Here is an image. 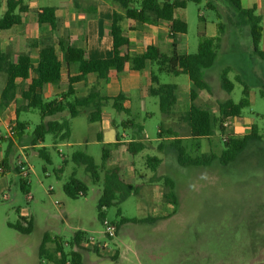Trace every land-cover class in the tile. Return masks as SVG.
I'll use <instances>...</instances> for the list:
<instances>
[{
	"label": "rangeland",
	"instance_id": "rangeland-1",
	"mask_svg": "<svg viewBox=\"0 0 264 264\" xmlns=\"http://www.w3.org/2000/svg\"><path fill=\"white\" fill-rule=\"evenodd\" d=\"M0 0V5L2 4ZM69 0H38L39 7L57 6ZM140 1V0H138ZM245 8L257 7L256 14L264 17V0H242ZM1 13V12H0ZM178 16L186 20L188 32L179 36L178 50L194 54L197 52L200 32L220 37L218 54L214 65L202 70V79L209 86L207 91L199 92L196 104L218 114V104L232 100L239 103L245 95L244 85L250 88V106L242 111V117L234 119L226 129V135L243 137L250 132L251 126L258 128V139H252L238 158L228 166L214 159L209 167H181L172 147L173 136L158 138L160 124L166 130H173L182 138L184 146L193 157L203 154L206 159L212 155H221L225 136L216 133L210 140H190L189 131L182 121V115L189 106V92L193 88L186 75L179 77L161 75V83L178 86V100L172 115L164 116L156 98H139L140 90L124 88V84L108 81L105 93L117 95L121 90L132 97L133 117L137 124L144 127V149L132 157L125 146H116L118 133L123 140H129L130 133L123 137L121 124L128 116L117 113L111 107L104 109L102 123L91 124L87 113L82 112L71 119L72 136L69 141L53 149L52 136L48 135L44 143L31 145L35 127L41 122L37 111L21 112L18 120L26 123L23 138L3 139L0 137V162L7 158V168L0 169V264H53L41 259L39 252L45 236L59 238L65 251L69 252V243L78 232L85 233V249H80L83 264H259L264 262V63L252 53V40L246 19L228 0L189 1ZM73 19L79 21V10L74 11ZM77 17V19H76ZM224 26L222 32L218 25ZM130 31L133 41L162 43L163 51L172 53L171 40L167 37L163 24L139 26L128 20L122 24ZM42 30L49 26L40 25ZM73 26H75L73 24ZM148 28V29H144ZM14 29V28H13ZM63 31L73 30L63 25ZM150 30V31H148ZM15 34L9 39L7 34ZM20 32V31H18ZM0 32V47L17 57L21 52H30L36 59L34 49L29 48L32 36L25 31ZM26 39V40H25ZM75 37L66 39L74 44ZM42 42L53 43L52 33L46 34ZM264 50V37L260 44ZM72 68H77L72 65ZM157 73V66H152ZM228 70V77L234 84V90L227 93L222 89L221 73ZM6 76L0 75V88L5 85ZM61 84V87H65ZM81 91L89 92L93 87L99 91L94 79H87ZM123 87V89L121 88ZM55 88L46 86L44 90ZM46 100L53 97L45 95ZM1 106V100H0ZM19 106V104H18ZM3 108L0 115L3 120L15 122V108ZM67 115V114H66ZM57 118H60L58 116ZM119 125L117 130L113 124ZM0 129L3 130L0 124ZM103 131L104 139L97 135ZM163 149L159 150V144ZM45 148L51 158L47 163L39 157L37 151ZM109 149L110 157L103 162V149ZM62 150L60 153L59 150ZM76 151H85L91 155L98 166L105 168L121 167L126 180L137 186L138 194L132 195L119 207L105 210L110 222L125 218H156L155 222L144 224H125L117 229L114 238L104 234L102 221L98 217V202L102 195L101 184H93L83 166H76L70 160ZM162 159L157 172L147 169V157ZM68 161L63 172L57 171ZM29 167V177L24 180L16 171L18 163ZM88 186V193L79 199H70L63 192V185L69 181L73 172ZM169 177L175 184L174 193L178 203L175 212L164 199L168 188L163 181L155 178ZM22 180L26 189H21ZM31 197V199L29 198ZM21 218L32 220L31 234H22L9 225L18 223ZM95 241L92 243L90 239ZM99 242L109 247L96 252ZM50 254L57 255L56 244L47 243ZM118 253H115V251Z\"/></svg>",
	"mask_w": 264,
	"mask_h": 264
},
{
	"label": "trees",
	"instance_id": "trees-1",
	"mask_svg": "<svg viewBox=\"0 0 264 264\" xmlns=\"http://www.w3.org/2000/svg\"><path fill=\"white\" fill-rule=\"evenodd\" d=\"M189 1L198 2L199 0H112L114 6L113 20L109 27L110 35L113 40V54L108 59L91 60L87 57V52L83 48L76 47L69 43L59 42L60 52L53 43L33 40L31 48H37L38 59L34 63L30 53H20L13 58L11 53L0 49V75L6 76L5 86L0 93V110L7 108L15 102L19 94V82L30 81L26 90L20 92L22 104L16 108V135L14 139H21L25 134L27 124L20 122L18 117L21 112L37 111L41 116V122L35 127L31 145L44 143L46 136L50 135L53 139V149L61 143L70 140L72 136L71 119L78 117L82 112L88 114L91 124L102 123L104 109L111 107L117 113L128 116L127 121H123L121 127L123 133H130L129 141H122L121 135L116 137V146H125L127 152L136 157L144 149V127L137 124L134 120L131 108L127 106L129 99L123 93L115 97L102 95L96 87H93L86 96H76V85L86 80L89 75H96L100 81L108 82L115 74L120 75L126 70L144 71L152 66H157V73L151 69V85L149 95L156 98L159 102L160 112L169 117L172 115L177 104L178 87L175 84L160 82V75L179 77L186 75L193 88L189 92V108L182 115V121L186 124L190 140H210L216 133L225 136L223 141L224 149L217 158L212 155L211 159H206L203 154L195 157L191 156L183 144V139L173 130H166L163 125L158 127V138L162 140L163 135L173 136L172 147L176 151L177 162L181 167H209L214 159L222 166L233 163L238 156L246 149L252 139H258V128L253 125L250 132L243 137L227 134L226 129L229 124L237 118L242 117V111L250 106V88L244 85V95L239 103L232 100L220 102L218 104V114L214 115L208 109L196 104L199 92L207 91L210 93L209 86L202 79V70L209 69L214 65L218 54L220 37L208 36L205 32H200V40L197 52L189 54L178 50L177 40L179 36L188 32L186 20L179 17L177 12L184 10ZM247 21L249 35L252 40V53L264 63V50L260 48L263 37V26L261 16L256 14V9H244L241 0H228ZM7 9L0 16V31H7L15 26L22 24V15L29 11L24 0H6ZM77 5L78 0H74ZM120 10V11H118ZM125 20L136 23L139 26L147 25H168V38L172 40V53L166 54L161 45H148L141 55L131 53V40L125 34L126 29L122 25ZM37 22L39 25H47L52 31L57 28V17L55 7H43L37 12ZM222 32L224 26L218 25ZM75 65L78 74L68 76L67 90L57 98L46 100L44 88L49 85L59 86L62 84L64 68ZM222 89L227 93L234 90V84L228 77V70L221 73ZM67 114V115H66ZM60 116V118H57ZM116 129L119 125L113 124ZM101 134L98 140L101 141ZM163 149V144L158 146ZM109 149H103V162H107L110 157ZM39 157L47 163H51L49 152L42 148L37 151ZM70 160L76 166H83L86 173L90 176L93 184H101L103 187L102 195L98 202V217L103 222L106 219L105 210L112 207H119L132 195L138 194L137 186L129 183L121 167L105 168L98 166L94 158L85 151L74 152ZM68 161L64 160L63 167L58 169L57 176L63 172V168ZM162 164V159L156 156L147 157L145 165L152 172H157ZM7 158L0 162V169L7 168ZM17 173L19 168L16 167ZM155 182L163 181L168 188L164 194V199L173 207L175 212L178 200L174 193L175 184L167 176L155 178ZM26 183L22 180L21 189L25 191ZM64 194L70 199L85 197L88 193V186L76 177L74 171L69 181L63 185ZM114 222L116 229H120L125 224H144L155 222L156 218H125ZM113 223V222H112ZM11 228L22 234H31L33 231L32 220L21 218V220L9 225ZM85 233H76L69 243V252L65 251V246L59 238L52 239L49 235L45 236L40 248V258L53 264H83V257L80 249H85ZM56 244L57 255L50 254L46 248L47 243ZM96 252H100L98 246ZM115 253H118L116 250ZM44 264V263H42ZM259 264H264L261 262Z\"/></svg>",
	"mask_w": 264,
	"mask_h": 264
},
{
	"label": "crops",
	"instance_id": "crops-1",
	"mask_svg": "<svg viewBox=\"0 0 264 264\" xmlns=\"http://www.w3.org/2000/svg\"><path fill=\"white\" fill-rule=\"evenodd\" d=\"M25 5L29 7V11L24 13L22 15V24L19 26H15L10 30L7 31H20L18 32L19 34H23L25 31H32L31 33L35 32V35L32 36L33 40H37L38 43H41L46 34L52 33V41L56 49L60 52L62 56V52L59 49V42H63L67 44L66 39L69 37L71 38L72 36L75 37L74 40V45L79 48H83L87 52V57L88 59L95 60V59H108L112 57L113 54V40L110 35L109 27L112 23L113 20V13H114V6L112 3V0H78L77 5L74 3V0H69L66 2H62L57 6H50V7H55L56 8V17H57V28L55 31H52L51 28L50 30H46L41 28V26L37 22V12L43 7H48V6H43L39 7L38 5V0H24ZM241 5L244 9H251L255 8L257 11V7L253 6L251 8H245L243 6V2L241 0ZM7 9V3L6 0L4 2L2 1V4L0 5V16L6 11ZM79 10V21L75 20L74 23L73 21H70L68 19H73L75 18L74 16V11ZM120 11V10H118ZM121 12V11H120ZM178 13V12H177ZM178 15V14H177ZM262 18V26H263V37H264V17L263 15H260ZM180 17V16H179ZM77 19V17H76ZM74 20V19H73ZM124 23V22H123ZM132 23V22H131ZM73 24L75 26H73ZM63 25H68V28L72 26L73 30H68L63 31ZM167 29V37H168V25L163 24ZM47 26V25H46ZM126 29V35L130 38L131 40V53L134 55H141L144 51L145 48L148 45H161L162 43L155 44L153 42H144L143 39H136L133 41L132 36L130 37V31L133 30V27L130 26L129 30ZM148 29V28H144ZM150 31V30H148ZM0 32H5V31H0ZM207 35V34H206ZM15 34L10 32V34H7V37L9 39H14ZM210 36V35H208ZM214 37V36H211ZM262 37V40H263ZM26 40V39H25ZM32 40V41H33ZM171 40V39H169ZM261 40V42H262ZM32 42L29 44V48H31ZM172 44V40H171ZM163 47V46H162ZM1 50H4L3 48L0 47ZM36 51L37 54V48H31ZM9 52V51H6ZM21 53H30L28 52H21ZM31 54V53H30ZM31 57L36 64L37 59H38V54L36 59L33 57L31 54ZM151 69L153 68H147L144 71L138 72V71H132V70H126L124 73L120 75H113L110 80L114 81L115 83H121L122 85L124 84V88H129L131 90H140L141 94L139 98L145 99L149 95V87L151 85ZM78 74L77 68H64L63 70V79H62V85L65 83V87H61V85L55 86V88H49L48 90H44V97L47 94L49 97L57 98L60 96L62 93L66 92L68 86H67V79L68 76H75ZM161 77V75H160ZM87 79H94L97 81V84H99V89L100 93L104 96L107 97H115L119 95L120 93H123L127 96L129 99V102L127 103V106L131 108L132 113H133V108H132V97L128 92L120 91L117 95L115 96H110L107 93H105L106 87L108 85V82L100 81L98 77L94 74L89 75ZM86 80L83 82H80L76 85V96L77 97H83L86 96L88 93L81 91L82 87L81 85H85ZM161 80V78H160ZM30 81H25V82H19L20 88H19V94L17 96V99L15 102L11 103L8 107L11 108L14 106L16 103V106L18 107L22 104L20 92L23 90H26ZM176 85V84H175ZM5 85H3L0 88V93L2 92L3 88ZM53 86V85H51ZM123 87H121L123 89ZM178 87V86H177ZM192 89V88H191ZM190 89V90H191ZM178 96V92H177ZM178 100V99H177ZM178 103V102H177ZM16 107V108H17ZM16 108H15V122H8L6 120H3V117L0 115V124L4 128L6 125L11 124V123H16L17 121V116H16ZM189 106L187 105V110ZM186 110V111H187ZM30 112V111H29ZM88 117V114H87ZM104 118V114H103ZM89 121V119H88ZM90 123V122H89ZM114 129L115 126L113 125ZM159 132V131H158ZM101 134V137L104 139V134L103 131H100L98 135ZM97 135V139H98ZM118 133L116 134L117 137ZM126 136V133H124L123 137ZM116 137H115V142H116ZM130 137V136H128ZM131 139V137H130ZM129 139V140H130ZM126 140V141H129ZM102 141V139H101ZM122 141L126 142L125 140L122 139ZM123 146V145H120ZM59 152L61 153L62 150L60 149ZM60 175V174H59Z\"/></svg>",
	"mask_w": 264,
	"mask_h": 264
},
{
	"label": "built area",
	"instance_id": "built-area-1",
	"mask_svg": "<svg viewBox=\"0 0 264 264\" xmlns=\"http://www.w3.org/2000/svg\"><path fill=\"white\" fill-rule=\"evenodd\" d=\"M16 123H11L6 125L2 131V129H0V137L3 139H13L16 135ZM18 168H19V174L21 175V177L26 180L29 177V167L22 163L19 162L18 163ZM31 199V197H29ZM103 228H104V234L108 239L114 238L116 235V225L110 221H108L107 219H105L103 222ZM90 241L92 243H94V239L91 238ZM99 249L101 250H105L109 247V245L106 242H99Z\"/></svg>",
	"mask_w": 264,
	"mask_h": 264
}]
</instances>
